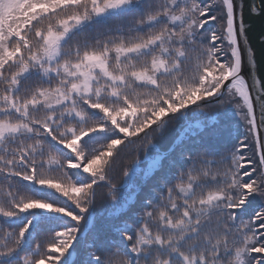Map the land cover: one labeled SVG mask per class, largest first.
<instances>
[{
    "label": "snow or ice",
    "instance_id": "1",
    "mask_svg": "<svg viewBox=\"0 0 264 264\" xmlns=\"http://www.w3.org/2000/svg\"><path fill=\"white\" fill-rule=\"evenodd\" d=\"M246 7L264 16V0H0V264H264ZM101 188L122 210L103 228Z\"/></svg>",
    "mask_w": 264,
    "mask_h": 264
},
{
    "label": "trees",
    "instance_id": "2",
    "mask_svg": "<svg viewBox=\"0 0 264 264\" xmlns=\"http://www.w3.org/2000/svg\"><path fill=\"white\" fill-rule=\"evenodd\" d=\"M214 111L213 109H209V116L201 119H206L210 120L211 118V113ZM221 124L224 122L221 121ZM220 125H216L215 127H219ZM230 130L232 132L233 136H241L243 133V127L240 126L238 123V118L233 117L230 125ZM180 131L179 127L176 125L171 126L169 132L167 133L168 136V142L175 137L178 132ZM205 139L211 140L215 142L216 137L212 135V128L209 127L206 132L204 133ZM167 147V142H160V150L163 151ZM154 155L156 154L155 152L153 153ZM117 180L116 182L119 183V170H117ZM138 185L141 184L140 180H137L136 182ZM152 181L149 180L148 185L143 186L139 189H137L135 186H133L131 189L123 193L124 196L126 197H131L134 198L135 200L139 201L142 200L146 195H150V185ZM106 189H98V196H97V202H96V211L98 214V221H97V227L103 228L105 224L109 222V218L115 214L116 212L122 211L121 209H113L111 205V201L108 199V197L105 194Z\"/></svg>",
    "mask_w": 264,
    "mask_h": 264
},
{
    "label": "water",
    "instance_id": "3",
    "mask_svg": "<svg viewBox=\"0 0 264 264\" xmlns=\"http://www.w3.org/2000/svg\"><path fill=\"white\" fill-rule=\"evenodd\" d=\"M248 2L249 0H245L246 5ZM244 15L246 22L251 24L248 29L249 41L255 51L258 64L261 65L260 75L264 77V41L261 40L262 35H264V16L249 19L247 7Z\"/></svg>",
    "mask_w": 264,
    "mask_h": 264
}]
</instances>
